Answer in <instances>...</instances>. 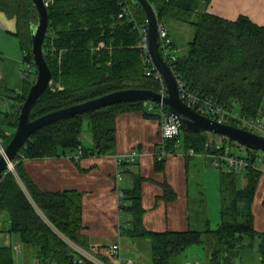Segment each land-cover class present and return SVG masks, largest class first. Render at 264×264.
Here are the masks:
<instances>
[{
  "label": "trees",
  "instance_id": "16d2710c",
  "mask_svg": "<svg viewBox=\"0 0 264 264\" xmlns=\"http://www.w3.org/2000/svg\"><path fill=\"white\" fill-rule=\"evenodd\" d=\"M45 1L49 29L43 51L51 70V84L32 107L30 119L121 89L142 88L162 92L160 80L147 75L146 53L138 47L139 32L135 25L146 22V15L139 5L132 0ZM150 2L159 22L169 32L170 22H185L195 29L185 50L172 62L176 73L191 90L226 108L238 105L243 117L263 121L264 25L245 15L231 20L213 14L207 10L211 0ZM126 5L132 14L119 17ZM0 11L15 19L16 29L12 34L26 53L25 61L34 66L32 25L38 20V11L33 1L0 0ZM24 81L22 90L12 97L13 102L18 103V109L34 83L27 78ZM164 107L166 110L167 106ZM16 111H0V123L3 124L0 126V140L4 148L18 125ZM136 111L143 112L147 118L157 116L144 106V101L135 100L89 110L45 125L21 147L13 160L14 170L0 176V214L6 215L9 232L18 234L24 249L33 254V260H37L31 264H77L81 254L70 242L107 264H115L117 254L100 252L107 246L94 251L81 235L84 228L81 193L41 190L26 172L24 163L27 159L66 154L76 161L91 154H108L116 141V118L122 113ZM86 118L93 137L91 147L83 145L81 140ZM231 122L227 123L240 125L237 121ZM4 126L12 132L7 134ZM181 135L185 151H207L209 136L233 148L242 146L220 134L181 130L179 135L169 140L168 148H174ZM246 149L247 156L254 159L257 150ZM78 154L80 156L76 158ZM164 167L165 159L156 157L155 169L160 171ZM218 168L221 171V204L220 221L215 228L208 223L205 230L147 229L143 223L145 208L142 204L145 178L137 176L131 186L123 189L121 210L131 217L127 224L120 226L121 235L148 238L152 264H173L172 258L191 245L212 248L209 264H235L244 250L252 248L257 250L261 264H264V229H256L252 210L264 172L249 166L244 170L245 184L239 186L238 173L224 166ZM163 187L162 197L166 201L177 198L169 183H163ZM84 261L92 264L86 258ZM0 264H16L13 246L0 245Z\"/></svg>",
  "mask_w": 264,
  "mask_h": 264
},
{
  "label": "crops",
  "instance_id": "0c3cea01",
  "mask_svg": "<svg viewBox=\"0 0 264 264\" xmlns=\"http://www.w3.org/2000/svg\"><path fill=\"white\" fill-rule=\"evenodd\" d=\"M207 10L231 20L245 15L253 22L264 25V0H211ZM15 29L9 32L12 34ZM169 35L178 50L179 46L171 32ZM0 39L5 41L1 32ZM21 51V47L17 46L14 39H9V37L8 44L0 45V79L13 94L22 89ZM14 96L9 97L6 111L18 109V103L13 102L12 97ZM144 106L152 111L147 105L144 104ZM160 118H147L141 111L118 115L115 145L108 154H91L82 157L79 161L74 160L70 154H66L27 159L24 163L26 172L41 190L46 192L73 190L81 193L84 225L81 235L90 242L91 247L98 249L97 251L101 246H108L105 244L106 242L111 243L107 251H104V248L100 249V252L104 253L113 252L112 246L116 243L119 244L120 251L119 256L114 260L115 264L123 262L121 252L124 250V245L120 226L127 224L130 220L129 218L121 219L123 195L120 194H123V189L131 186L137 176L145 178L142 184V204L145 208L143 223L147 229L152 231L193 229L189 202L188 169L192 161L204 156L199 154L187 156L185 151L181 154L175 151L174 154L165 158L164 169L156 170L155 151L158 150L161 142V123L163 121L161 116ZM3 128L6 129L7 134L12 132L6 126ZM172 149H177V144ZM132 150H137L139 156L136 162L126 165L127 169H123L118 165L117 159ZM124 181L127 182V185L125 184L123 187L122 182ZM166 182L176 191L177 198L175 200L166 201L162 197L164 194L163 183ZM129 183L130 185H128ZM254 214L256 229L262 231L264 229V211H261L258 216L255 212ZM6 218V215L0 214V222L2 221L0 223V245L13 246L16 264H29L28 257L32 258L33 254L24 249L18 235L9 232L10 224ZM210 219L207 224L211 225ZM217 219H219L218 215ZM257 224H261L263 228L257 227ZM195 225L198 227L195 229H200L199 223H195ZM136 261L138 263L137 259ZM32 262H37V260L34 258Z\"/></svg>",
  "mask_w": 264,
  "mask_h": 264
},
{
  "label": "water",
  "instance_id": "95a60500",
  "mask_svg": "<svg viewBox=\"0 0 264 264\" xmlns=\"http://www.w3.org/2000/svg\"><path fill=\"white\" fill-rule=\"evenodd\" d=\"M37 11L38 20L32 25V56L36 65V78L27 97L17 109L18 125L7 146L0 153V176L6 171H13V160L30 136L41 127L60 119L81 114L89 110L106 107L123 101H150L167 106L169 116L180 123L183 131L209 132L226 136L244 147L262 151L264 154V135H260L241 126L220 122L200 114L190 107L181 97L177 77L160 52L159 20L150 0H132L139 5L146 15L149 29V54L156 69L160 72L166 87V94L151 89L126 88L103 94L65 108H61L35 119H30V112L37 99L51 82V70L44 57L43 42L49 29V16L45 0H32Z\"/></svg>",
  "mask_w": 264,
  "mask_h": 264
},
{
  "label": "rangeland",
  "instance_id": "374dc122",
  "mask_svg": "<svg viewBox=\"0 0 264 264\" xmlns=\"http://www.w3.org/2000/svg\"><path fill=\"white\" fill-rule=\"evenodd\" d=\"M160 23V22H159ZM165 26V25H164ZM166 27V26H165ZM168 27L170 28L171 35L173 39H175L178 47L176 49V53H181L185 50L187 43L193 38L195 33V29L192 25L185 23V22H170L168 23ZM167 28V27H166ZM10 29V30H8ZM15 29V20L9 17L7 14H4L0 11V32L5 38L4 40L0 39V45L8 44V37L9 39H14L17 43V46H20L18 38H16L13 34L9 31ZM168 29V28H167ZM13 32V31H12ZM169 32V29H168ZM173 41V40H172ZM175 47V45L173 44ZM21 62H22V69L27 70L28 62L23 60V52L21 51ZM22 70V73H23ZM36 66L32 67V73L27 77L28 81H35L36 78ZM22 79V86L24 87V77L21 74ZM22 90V89H21ZM20 92V91H17ZM16 93H12L7 86L5 85L4 81L0 79V111L5 112L7 110V104H9V97L14 96ZM234 111L239 110V106L235 105L233 108ZM168 113V109L165 110ZM152 112L157 115L156 118H160V103L154 102V108ZM162 117V116H161ZM153 118V119H156ZM161 119V118H160ZM0 126H3L0 123ZM15 131V130H14ZM183 135L177 141V149L175 151L178 154L184 153L185 148L183 145ZM81 140L83 145L91 146L93 144V137L91 132V127L89 124V120L85 119L82 133H81ZM4 147L1 145L0 140V150H3ZM233 151L237 154L247 156L249 155L246 147L243 145L240 147L236 145V148H233ZM256 161L259 164V168L264 172V161H261V158L264 157L262 151H256ZM209 158H198V160L192 161L189 165V202H190V210L192 213V227L193 229L198 228L195 223H199L198 225L200 229L197 230H205L207 228V221L210 219L211 227L215 228L217 223L220 221V168L213 166L211 162L208 160ZM14 164V163H13ZM239 177V186H243L245 184V177L244 171L238 173ZM129 182V181H128ZM127 185V182H122V185ZM130 185V183L128 184ZM263 196H264V173L262 175L261 181L257 187V191L255 194V198L252 204V210L257 214V216L264 211L263 205ZM217 215L219 219H217ZM130 214L126 211L121 212V219L124 218L130 219ZM256 220V219H255ZM2 223V221L0 222ZM256 224V222H255ZM257 227L263 228L261 224H257ZM15 235H18L15 233ZM86 242L89 246H92L90 242L86 239ZM108 246L111 243H105ZM123 245L124 250L121 252L122 254V261L125 262V258L128 256H133L138 260L139 264H152V249L151 243L148 238L144 237H129L127 235H123ZM107 246V247H108ZM109 248V247H108ZM108 248H104V251H107ZM94 251L95 248H92ZM212 248L203 247L202 245H191L187 247V249L180 254L175 255L172 258L173 264H209V258L211 254ZM126 256V257H125ZM29 263L33 261L32 258H29ZM31 260V261H30ZM16 262V256H15ZM261 264V256L257 252L256 249H246L242 252L239 258L236 260L235 264Z\"/></svg>",
  "mask_w": 264,
  "mask_h": 264
},
{
  "label": "built area",
  "instance_id": "2783aa9c",
  "mask_svg": "<svg viewBox=\"0 0 264 264\" xmlns=\"http://www.w3.org/2000/svg\"><path fill=\"white\" fill-rule=\"evenodd\" d=\"M47 4V2H46ZM131 9L126 5L123 7L122 12L119 14V17H123L125 15H130ZM135 27L139 32V41L138 47H140L145 53L147 57L148 69L147 75L153 76L154 78L160 80L162 85V92L166 94V87L163 82L162 76L160 72L156 69L155 65L149 54V29L147 21L144 24H136ZM159 36H160V52L166 62L170 65L173 72L177 77V82L179 86V91L181 94L182 99L193 109H195L200 114L209 116L215 120L220 122L227 123L228 121H237L240 123L241 127H244L248 130H251L255 133L260 135H264V122L260 119H248L243 117L241 113L238 111H234L233 108H226L219 105L217 102L213 101L212 99L202 97L198 93L191 90L190 86L182 80L179 75L174 70L172 62L177 59L176 48L173 46L172 38L169 35L168 29L161 23H159ZM26 55V53H24ZM23 60L25 61L24 57ZM27 70H23L24 79L27 78L32 73L33 65L28 62ZM51 84V82H50ZM144 104L148 106L149 109L154 108V102L144 101ZM165 104L160 103V114L162 116V123H161V142L159 145L158 150L155 151V156L158 160L165 159L168 155L174 154L175 150L172 148H168L169 140L173 139L177 135H179L181 128L180 123L175 120V118L171 117L167 121L166 118L169 116V113L165 111ZM207 151L203 153H197L193 149H189L185 151L187 156H195L197 154L202 155L206 158H209L211 164L220 167L224 166L231 171L236 173L242 172L247 169L249 166L259 168V164L256 161V157L254 159L250 158L249 156H243L237 154L233 151V147L230 146L228 143H225L221 140L215 139L213 136H209L206 142ZM80 154V151H79ZM76 155V158H79L80 155ZM139 153L137 150H132L125 156L119 157L117 159L118 165L121 166L123 169H127L126 165L133 164L136 162ZM263 161V157L261 158ZM119 176V175H118ZM120 179V176H119ZM123 195L122 193L120 194ZM73 248L81 254V258L76 261L77 264H85L84 258L91 261L92 264H107L101 261L99 258L88 252L87 250L83 249L82 247L76 245L75 243L70 242ZM113 253L119 256L120 246L119 244H114L112 246ZM122 260V259H121ZM120 264H138L136 259L129 256L125 258V262Z\"/></svg>",
  "mask_w": 264,
  "mask_h": 264
},
{
  "label": "bare ground",
  "instance_id": "6f19581e",
  "mask_svg": "<svg viewBox=\"0 0 264 264\" xmlns=\"http://www.w3.org/2000/svg\"><path fill=\"white\" fill-rule=\"evenodd\" d=\"M178 75H179V74H178ZM214 100H215V99H214ZM15 101H16V100H15ZM14 107H15V106H14ZM18 107H19V106H18ZM159 114H160V113H159ZM87 118H88V117H87ZM87 118H86V119H87ZM254 118H255V117H254ZM231 121H232V120H231ZM232 122H233V121H232ZM232 122H231V123H232ZM236 124H237V123H236ZM239 126H240V125H239ZM214 134H215V133H214ZM172 140H173V139H172ZM255 153H257V152L255 151ZM255 155H256V154H255ZM250 158H251V157H250Z\"/></svg>",
  "mask_w": 264,
  "mask_h": 264
}]
</instances>
